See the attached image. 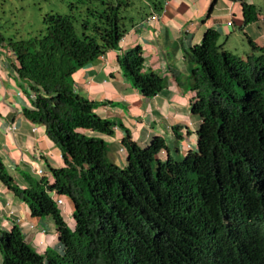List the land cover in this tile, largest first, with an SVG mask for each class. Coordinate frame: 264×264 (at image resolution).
<instances>
[{
  "label": "trees",
  "instance_id": "16d2710c",
  "mask_svg": "<svg viewBox=\"0 0 264 264\" xmlns=\"http://www.w3.org/2000/svg\"><path fill=\"white\" fill-rule=\"evenodd\" d=\"M70 13H47L45 31L8 40L22 78L31 82L26 117L46 129L64 166L22 189L0 159V179L53 217L63 250L39 252L15 226L0 234V264H264V47L231 52L208 29L188 57L195 64L192 112L202 118L195 152L172 159L163 136L141 146L123 139L127 163L85 130L113 134L98 103L78 94L73 74L125 36L129 0H68ZM245 22L256 10L244 4ZM124 72L153 97L165 79L144 69L137 45L121 59ZM69 198L70 228L50 191Z\"/></svg>",
  "mask_w": 264,
  "mask_h": 264
},
{
  "label": "crops",
  "instance_id": "0c3cea01",
  "mask_svg": "<svg viewBox=\"0 0 264 264\" xmlns=\"http://www.w3.org/2000/svg\"><path fill=\"white\" fill-rule=\"evenodd\" d=\"M245 3L256 10L253 21L245 22ZM125 22L127 32L120 46L73 74L76 92L98 103L96 112L114 122L113 134L84 132L103 138L109 145L110 159L121 166L127 163L122 148L128 133L141 146L163 136L168 145L163 157L177 159L195 152L202 118L192 112L195 64L188 52L202 42L210 28L235 54L250 53V40L264 47V0H146L143 6L127 11ZM137 45L142 48L144 69L165 79L164 88L153 97L135 86L121 63L125 53ZM17 66L8 41H0V159L15 184L25 189L42 176L51 180L52 169L63 167L64 161L45 127L24 114L26 108L33 107L34 93ZM39 169L45 175L39 174ZM64 198L65 204L59 208L68 225L74 221V227L73 204ZM15 226L39 252L63 250L53 217L33 215L29 203L0 179V234ZM2 260L0 249V263Z\"/></svg>",
  "mask_w": 264,
  "mask_h": 264
},
{
  "label": "rangeland",
  "instance_id": "374dc122",
  "mask_svg": "<svg viewBox=\"0 0 264 264\" xmlns=\"http://www.w3.org/2000/svg\"><path fill=\"white\" fill-rule=\"evenodd\" d=\"M145 1L129 0L131 5L125 14L135 6H143ZM47 13L69 14L68 0H0V41L27 39L44 32ZM73 224L74 221L70 222L69 227Z\"/></svg>",
  "mask_w": 264,
  "mask_h": 264
},
{
  "label": "built area",
  "instance_id": "2783aa9c",
  "mask_svg": "<svg viewBox=\"0 0 264 264\" xmlns=\"http://www.w3.org/2000/svg\"><path fill=\"white\" fill-rule=\"evenodd\" d=\"M152 18H153V19H156L157 16L154 15ZM14 128H15V127H14ZM122 151H125V148H122ZM38 173L41 174V175H45V172H44L43 169H39V170H38ZM50 176H51V175H50ZM51 178H52V176H51ZM50 193H51V195L55 198V200H56L58 206H63V205L65 204V198H64V196H62V195L58 196V195H57V191H55V190L50 191Z\"/></svg>",
  "mask_w": 264,
  "mask_h": 264
},
{
  "label": "clouds",
  "instance_id": "9594fccd",
  "mask_svg": "<svg viewBox=\"0 0 264 264\" xmlns=\"http://www.w3.org/2000/svg\"><path fill=\"white\" fill-rule=\"evenodd\" d=\"M125 152V151H124Z\"/></svg>",
  "mask_w": 264,
  "mask_h": 264
}]
</instances>
